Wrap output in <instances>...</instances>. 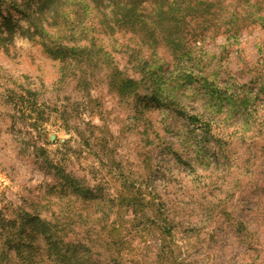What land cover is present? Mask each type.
Instances as JSON below:
<instances>
[{
	"label": "rangeland",
	"instance_id": "rangeland-1",
	"mask_svg": "<svg viewBox=\"0 0 264 264\" xmlns=\"http://www.w3.org/2000/svg\"><path fill=\"white\" fill-rule=\"evenodd\" d=\"M25 1L0 0V210L51 217L68 173L97 198L82 238L103 261L121 247L126 264H264V0L221 12L241 11L237 22L184 29L176 55L139 29L103 28L95 11L79 22V5L44 42ZM53 41L94 60L63 62ZM115 68L135 91L111 88ZM11 90L40 106L25 101L20 117ZM100 197L119 198L108 222L123 224L124 243L102 245L107 229L91 225Z\"/></svg>",
	"mask_w": 264,
	"mask_h": 264
},
{
	"label": "trees",
	"instance_id": "trees-1",
	"mask_svg": "<svg viewBox=\"0 0 264 264\" xmlns=\"http://www.w3.org/2000/svg\"><path fill=\"white\" fill-rule=\"evenodd\" d=\"M249 1L147 0L142 3L143 0H36V2L26 0L25 8L20 10L29 23L28 31L32 30L30 35H36L44 42L49 38L46 37L49 35L46 27L59 24L53 32L62 31L60 22L65 23L66 17L71 15L72 7L79 5L78 9L73 10L75 19L79 22L83 21L89 10L95 11L98 23L103 28L139 29L142 31V37H147L154 46L166 45L169 51L176 55L182 53L185 48L184 29H197L200 23H206L209 20V25L219 26L218 28L227 20L237 22L241 11L235 10L230 19L225 16L226 13L222 16L221 12H227L230 5L234 4L237 9ZM211 15L214 17H210ZM217 18L218 21H215ZM31 26L34 29H30ZM234 26L239 27L237 23ZM233 28L237 29V27ZM58 42L53 41L50 43L52 45L46 46L50 53L59 57L61 61H75L79 69L85 70L84 66L94 60L90 59L92 49L89 46ZM62 69L65 68L62 67ZM111 72L108 75L111 88L124 95L136 90L135 86L131 88L132 84L136 83L134 79L121 77L120 71L116 68ZM84 77L83 73L79 79ZM28 93L26 97L25 94H17L11 90L7 96L11 102H19L20 117L31 115L30 111L26 110L28 107L24 109L25 101L31 104L29 107L40 106L36 101L37 98L31 97L32 91H27ZM34 95L36 96V92ZM39 119L43 118L34 119L33 124L36 128H38ZM63 174L67 185L53 191L57 210L51 213V217H41L38 211L30 212L24 207L15 208L12 215L0 210V264H112L111 260L126 264L123 248L115 249L107 262L97 257L98 252L95 249L97 239L94 241L82 238L83 230H89L87 211L93 209L97 198L88 186L81 184L78 177H72L68 173ZM54 188L53 186L52 189ZM118 197L107 200L100 197L102 206L99 209L103 210V214L99 219L91 221V225H99L107 229L106 234L101 238H104L102 245H108V247L117 241L125 242V235L121 233L123 224L115 222L116 219L111 220V223L108 222L110 214L114 212L113 201L119 199ZM126 198L134 202L136 195H133L131 199ZM118 210H121V207ZM96 221L98 223H94ZM92 241H94L93 245H91Z\"/></svg>",
	"mask_w": 264,
	"mask_h": 264
}]
</instances>
